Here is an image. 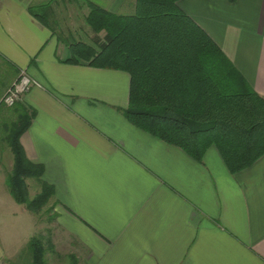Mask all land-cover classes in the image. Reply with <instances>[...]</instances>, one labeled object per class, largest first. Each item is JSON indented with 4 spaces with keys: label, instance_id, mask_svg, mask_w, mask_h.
I'll use <instances>...</instances> for the list:
<instances>
[{
    "label": "crops",
    "instance_id": "1",
    "mask_svg": "<svg viewBox=\"0 0 264 264\" xmlns=\"http://www.w3.org/2000/svg\"><path fill=\"white\" fill-rule=\"evenodd\" d=\"M88 1L132 15L137 0H0V113L31 115L21 142L44 167L41 186L55 190V216L40 233L47 264H264V154L234 173L215 146L198 161L130 122L128 72L66 61L71 10L77 4L88 24ZM178 5L264 98V0ZM22 69L38 84L24 105L4 106ZM7 146L0 152L11 157ZM3 200L18 209L5 191ZM7 247L0 263L16 257Z\"/></svg>",
    "mask_w": 264,
    "mask_h": 264
},
{
    "label": "trees",
    "instance_id": "2",
    "mask_svg": "<svg viewBox=\"0 0 264 264\" xmlns=\"http://www.w3.org/2000/svg\"><path fill=\"white\" fill-rule=\"evenodd\" d=\"M178 1L137 0L132 15H119L88 1L93 43H71L66 61L83 60L128 72L131 87L125 115L130 122L198 161L215 146L228 169L238 172L264 154V98ZM31 11L45 22L43 7ZM3 97L4 106L24 105L23 99L8 106ZM18 107L16 124L5 126L7 133L0 137L14 153L7 182L14 199L38 213L55 190L43 183L41 192L30 198L26 179L41 180L44 167L27 157L21 137L32 117ZM26 247L30 264H47L41 234L32 236Z\"/></svg>",
    "mask_w": 264,
    "mask_h": 264
},
{
    "label": "rangeland",
    "instance_id": "3",
    "mask_svg": "<svg viewBox=\"0 0 264 264\" xmlns=\"http://www.w3.org/2000/svg\"><path fill=\"white\" fill-rule=\"evenodd\" d=\"M85 2L86 1H79L78 5L84 6L83 9L86 10L88 6ZM78 5L75 4L76 11L71 10L72 14H75L76 16L78 15V19L73 20V22L76 21L78 27L84 26L85 28L82 31V29L78 28L77 26H71L72 31H75L77 33L70 36L69 34H66L65 38L67 39V42L69 41L70 44L77 41L93 43L92 38L94 36V32H91V30H89L90 27L86 23V19L79 17V15H81L83 11L79 9ZM104 34L105 32H101L102 36H104ZM11 117L12 116H4L2 112L0 113V137L5 136V134L7 133L6 129H4L5 126L8 125V128L10 129L12 125L16 124V117H14L13 119ZM1 140L0 143L2 144L3 142ZM4 141L5 143H7L6 139ZM10 148L9 151L11 157L8 154L4 153V151L0 152V245L3 244L4 248H6L7 250V246H9L10 248H12L11 252L16 255V257L11 259L10 261L6 260L5 258V261H7L6 264H30V251L29 248L26 247V243H28V240L31 236L40 235V233H43V236H45V234L47 235V232H41V230L45 227V223L50 222V220L55 216V199L54 196L50 197L48 201L42 207H40L38 213H34L31 210L28 211L26 209L27 207L25 208L26 205L20 202H16V204L18 205V209H11L9 206L5 205L3 200V192L5 191L7 195H10V197H12L7 182V177L10 173V171H8V163L10 161L14 163V153ZM26 181L28 184L29 195L32 199L41 192V182L38 178L33 177L27 178ZM44 239L45 245H47V239L45 237ZM46 255V260L49 262L50 257L47 253ZM66 261V259H62V262L59 264H66ZM50 263H52V261ZM0 264H5V262H1Z\"/></svg>",
    "mask_w": 264,
    "mask_h": 264
},
{
    "label": "built area",
    "instance_id": "4",
    "mask_svg": "<svg viewBox=\"0 0 264 264\" xmlns=\"http://www.w3.org/2000/svg\"><path fill=\"white\" fill-rule=\"evenodd\" d=\"M38 82L30 76V74L22 69L20 78L14 82L13 86L9 88L7 93L3 97V101L6 105L12 106L16 101L24 99L25 94L30 90L33 85Z\"/></svg>",
    "mask_w": 264,
    "mask_h": 264
}]
</instances>
